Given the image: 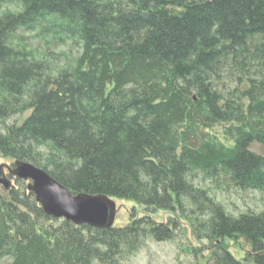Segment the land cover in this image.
Instances as JSON below:
<instances>
[{
  "label": "trees",
  "instance_id": "16d2710c",
  "mask_svg": "<svg viewBox=\"0 0 264 264\" xmlns=\"http://www.w3.org/2000/svg\"><path fill=\"white\" fill-rule=\"evenodd\" d=\"M209 2L0 0V158L143 214L77 226L15 180L0 189V264H128L188 232L196 264H264V208L220 200L264 197V0Z\"/></svg>",
  "mask_w": 264,
  "mask_h": 264
},
{
  "label": "water",
  "instance_id": "95a60500",
  "mask_svg": "<svg viewBox=\"0 0 264 264\" xmlns=\"http://www.w3.org/2000/svg\"><path fill=\"white\" fill-rule=\"evenodd\" d=\"M216 0H210L213 3ZM6 166V165H5ZM0 166V189L10 190L14 180L28 183L43 211L55 219H63L77 226L113 229L117 218V205L103 195H74L44 170L26 162L16 161L12 167Z\"/></svg>",
  "mask_w": 264,
  "mask_h": 264
},
{
  "label": "rangeland",
  "instance_id": "374dc122",
  "mask_svg": "<svg viewBox=\"0 0 264 264\" xmlns=\"http://www.w3.org/2000/svg\"><path fill=\"white\" fill-rule=\"evenodd\" d=\"M31 113L32 112L29 111L22 115H18L14 117L9 124L21 126L28 120ZM13 163V161L0 158V165L4 167L5 165L10 167ZM5 173L7 174V171H5ZM12 181L16 186V181L14 179ZM220 200L226 206L228 212L234 215L250 211L260 212L264 208V197L254 192L236 193L230 190L228 193H224L222 196L220 195ZM114 201L118 209L114 224L115 228H125L131 223L134 216L137 215L138 218L143 216L141 210L136 212L135 205L132 202L121 200ZM153 219L159 223L167 224L169 222V216L162 212L153 216ZM235 246L236 245L231 244L230 251L236 259L241 261L245 258V253L241 248ZM190 247H193V238L190 232L185 236L178 235L176 241L171 243H157L153 240H148L144 243L140 252L129 260L128 264H196L194 257H189V253L185 252ZM202 250V254L205 253V255H207L208 252L204 249Z\"/></svg>",
  "mask_w": 264,
  "mask_h": 264
}]
</instances>
